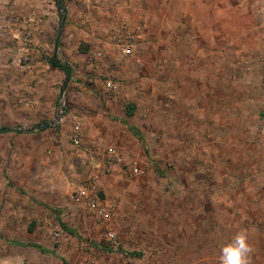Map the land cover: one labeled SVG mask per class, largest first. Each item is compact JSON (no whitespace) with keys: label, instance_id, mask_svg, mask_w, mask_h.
<instances>
[{"label":"rangeland","instance_id":"rangeland-1","mask_svg":"<svg viewBox=\"0 0 264 264\" xmlns=\"http://www.w3.org/2000/svg\"><path fill=\"white\" fill-rule=\"evenodd\" d=\"M0 127V264H264V0H0Z\"/></svg>","mask_w":264,"mask_h":264},{"label":"built area","instance_id":"built-area-1","mask_svg":"<svg viewBox=\"0 0 264 264\" xmlns=\"http://www.w3.org/2000/svg\"><path fill=\"white\" fill-rule=\"evenodd\" d=\"M131 45L126 46L124 49L125 53H130L132 51V48H130ZM107 156L117 162H121L122 157L120 154L117 152L115 148H109L107 151ZM133 171L135 172L136 169L133 168ZM75 199L77 201L83 202V204H86L91 210H93V213L97 215V218L101 221V219L105 220L109 217L111 214L108 209L105 207L101 206L98 200L97 196V188L92 180H87L78 188L76 189L75 192ZM107 238L111 241V243L115 244L116 241V236L114 232L112 231H107Z\"/></svg>","mask_w":264,"mask_h":264},{"label":"clouds","instance_id":"clouds-1","mask_svg":"<svg viewBox=\"0 0 264 264\" xmlns=\"http://www.w3.org/2000/svg\"><path fill=\"white\" fill-rule=\"evenodd\" d=\"M252 247L246 232H237L220 248V264H249Z\"/></svg>","mask_w":264,"mask_h":264},{"label":"trees","instance_id":"trees-1","mask_svg":"<svg viewBox=\"0 0 264 264\" xmlns=\"http://www.w3.org/2000/svg\"><path fill=\"white\" fill-rule=\"evenodd\" d=\"M50 64L54 67H57L59 69H61L65 74H68L69 76V72H70V68L68 65H64L61 64L58 60H56L55 58H51L49 60ZM5 130H7V127H0V132H4ZM64 226V225H63Z\"/></svg>","mask_w":264,"mask_h":264},{"label":"crops","instance_id":"crops-1","mask_svg":"<svg viewBox=\"0 0 264 264\" xmlns=\"http://www.w3.org/2000/svg\"><path fill=\"white\" fill-rule=\"evenodd\" d=\"M82 205H83V203H81ZM80 205V204H79ZM87 206V205H86ZM88 209H89V211L91 210L89 207H88ZM92 212V214H93V216L95 217V219H98L97 218V215H95L94 213H93V210H91ZM58 223H59V225H60V227L63 229H66V231L68 232V228L66 227V223L64 222V221H62V220H58ZM64 225V226H63ZM30 230L32 231L33 230V228H30ZM70 233V232H69ZM70 234H72V233H70ZM73 235V234H72ZM37 247V246H36ZM53 255V254H52ZM57 264H62V261H60V260H58V263Z\"/></svg>","mask_w":264,"mask_h":264},{"label":"water","instance_id":"water-1","mask_svg":"<svg viewBox=\"0 0 264 264\" xmlns=\"http://www.w3.org/2000/svg\"><path fill=\"white\" fill-rule=\"evenodd\" d=\"M63 21H64V16H63L62 19H61L60 26L62 25ZM67 78H68V74H66L65 80L63 81V84L61 85V87H60V89H59V96L62 95V92H63V85H64L65 81L67 80Z\"/></svg>","mask_w":264,"mask_h":264}]
</instances>
